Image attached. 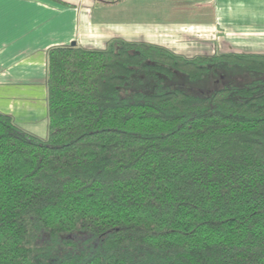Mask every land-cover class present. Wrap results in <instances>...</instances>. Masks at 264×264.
I'll return each instance as SVG.
<instances>
[{
    "label": "trees",
    "instance_id": "trees-1",
    "mask_svg": "<svg viewBox=\"0 0 264 264\" xmlns=\"http://www.w3.org/2000/svg\"><path fill=\"white\" fill-rule=\"evenodd\" d=\"M223 62L264 74V54L51 49L48 137L0 112V264H264V79L166 83ZM135 74L156 88L122 95Z\"/></svg>",
    "mask_w": 264,
    "mask_h": 264
},
{
    "label": "crops",
    "instance_id": "crops-1",
    "mask_svg": "<svg viewBox=\"0 0 264 264\" xmlns=\"http://www.w3.org/2000/svg\"><path fill=\"white\" fill-rule=\"evenodd\" d=\"M17 0L0 4V112L24 131L49 134V51L105 50L118 42L194 58L211 51L264 54V0ZM220 50V52H219Z\"/></svg>",
    "mask_w": 264,
    "mask_h": 264
},
{
    "label": "rangeland",
    "instance_id": "rangeland-1",
    "mask_svg": "<svg viewBox=\"0 0 264 264\" xmlns=\"http://www.w3.org/2000/svg\"><path fill=\"white\" fill-rule=\"evenodd\" d=\"M210 53L211 51L204 55L211 56ZM262 79H264V74L250 72L246 68L223 62L212 65L210 70L202 74L197 80H190L185 75L177 73L174 77L167 79L166 83L170 88H178L190 94L207 96L226 86L238 87ZM155 88L154 77L148 74H135L129 77L127 83L121 87L120 92L124 96H131L138 92L149 93ZM79 239L82 238H74L76 241ZM96 244L94 245L96 246Z\"/></svg>",
    "mask_w": 264,
    "mask_h": 264
},
{
    "label": "snow or ice",
    "instance_id": "snow-or-ice-1",
    "mask_svg": "<svg viewBox=\"0 0 264 264\" xmlns=\"http://www.w3.org/2000/svg\"><path fill=\"white\" fill-rule=\"evenodd\" d=\"M4 0H0V4H3ZM18 7L22 9H26L31 7V5L27 4L26 0H17ZM4 29V21L2 15H0V33L3 32Z\"/></svg>",
    "mask_w": 264,
    "mask_h": 264
}]
</instances>
